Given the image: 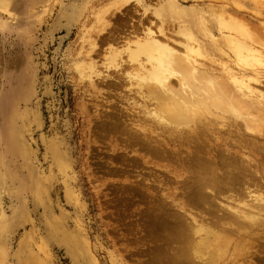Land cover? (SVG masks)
<instances>
[{
	"label": "rangeland",
	"instance_id": "1",
	"mask_svg": "<svg viewBox=\"0 0 264 264\" xmlns=\"http://www.w3.org/2000/svg\"><path fill=\"white\" fill-rule=\"evenodd\" d=\"M179 31L219 62L208 61L213 71L264 94V0H0V264H172L186 243L152 213L164 200L189 202L178 182L198 167L193 153L208 162L232 140L219 118L231 112L205 115L213 135L200 123L202 133L170 138L126 77L132 63L109 50L149 32L180 50ZM140 128L169 137L157 156L131 140ZM166 179L175 197L161 199ZM236 227L222 231L233 241L223 253L264 264V228ZM236 241L246 243L233 255Z\"/></svg>",
	"mask_w": 264,
	"mask_h": 264
},
{
	"label": "bare ground",
	"instance_id": "2",
	"mask_svg": "<svg viewBox=\"0 0 264 264\" xmlns=\"http://www.w3.org/2000/svg\"><path fill=\"white\" fill-rule=\"evenodd\" d=\"M178 28H180V26ZM234 28L238 29L236 26ZM237 32L241 33L244 31L238 30ZM179 33L184 38L187 36L188 39V41L185 39V42H182L184 49H182V47L180 50H175L171 46L172 44L169 45L165 40H157V38L149 32L142 36H134L118 49L109 50L110 54L114 56L125 55L126 60L132 63L130 64L132 66L129 67L131 68L130 71L126 73L129 77H126L130 79V84L135 86L134 89L136 93L138 92L143 96L145 95L150 101L152 100V109L150 108L149 116L153 118V121L156 118V122H153L155 127L157 125H160V127L162 126L164 128L162 132H166L167 136L172 137L178 135L180 137L183 136V134L197 135L203 126L206 132L209 131L213 135L215 131H213V128L211 130L210 127L213 120L211 122L209 116L216 113L215 109L217 111L219 110L218 113L233 112L232 115L234 116L229 113L231 118H241L242 120H239L240 122L236 119L232 121L229 119L230 117H226V120L225 115L219 116V118L224 120L220 121L223 123L222 126H224L225 123L224 129L228 131L225 132L234 136H232V140L222 141L224 149L218 152L215 158L212 159L210 156H207V160L213 162L214 165L209 163V161H202L200 157L195 156V153H193L192 159L196 158L198 161L196 165H198V167L194 168L192 171L190 170V175L188 174L187 178H183L185 181L181 183L178 182L183 188L187 189L186 196L190 204L189 202L184 203L185 206L183 203L181 204L180 201L175 202L172 200L171 202L164 200L167 199V197H175L176 186H171V182L168 179H166L167 181L165 180V182L161 180L162 183L160 184H166V186L171 187H163L165 190L162 189V192L159 191L161 193V199L162 197L164 198V203L157 207V210L152 213V217H154L153 219L159 222L160 225L167 229H171L174 238L180 242L179 244H181L182 241V243H186L185 246H180L177 243L179 246L176 247L173 255H169L170 258H165L164 260L171 259L172 264H247L246 261L242 259H240L242 261L231 260L230 258L232 256L229 257L230 255L228 256L223 253V249L225 251L227 247H231L233 241L230 236L224 239L229 233L226 234L222 231L228 228L231 229L233 225L237 226V230L239 228L242 232L247 228H249V231L256 228H264V128L261 125L262 121L264 123V111L254 103L256 100L264 107V94L255 92L254 89L250 88V83L241 77H231L233 78L231 79L225 74L223 69H217L219 72L213 71L212 69H216L215 67L217 66H214L212 63L209 64V62H219L212 57L207 58L205 55L206 52H202L201 48L199 49L195 43L194 45L189 43L192 41H189L190 37L188 38L185 31H179ZM231 42L235 43V41ZM210 65L213 66L211 70L209 68ZM172 77H175V80L174 78L171 79ZM172 80H174V82H172ZM206 114H209V116L207 115L209 121L204 120V125L202 123L203 119L207 118V116L205 118ZM143 123L144 125L146 124L145 122L141 124ZM200 123L203 125L202 127L199 125ZM214 123L217 127L215 121ZM135 127L137 128V126ZM153 128L148 129L149 131L146 130L147 128H140L142 130V135L139 134L140 131L135 129L132 133L133 138L131 140L141 139L143 142L142 145L147 149H145L146 152L149 151L150 154L156 155L159 153V146L167 144L169 137H167V140H165V138H158V140L152 134L155 131H153ZM221 130L222 129H220V131ZM202 132L201 130V133ZM166 134H164L165 137ZM203 136L204 135H202V137ZM235 136L236 138L233 139ZM214 137L218 139L219 135ZM229 142L237 146V149H234V147V150L230 148L227 145ZM140 145L141 144L138 146ZM197 151L199 150L197 149L195 152ZM189 158L191 159V157ZM217 164H219L221 168H225H222L223 170H218L219 166ZM167 171L169 172L170 168ZM170 174H173L175 178L183 176V172L177 173L174 170H171ZM220 195L233 201V203L231 205L223 204L217 199ZM248 197L252 199L253 205L250 203V199L248 200ZM254 201L257 203L256 205H254ZM188 206L192 209L189 210ZM176 209L178 211L182 210L184 214H180ZM254 211L256 212L255 214H253ZM201 213H203V215ZM219 231H221L222 234H219ZM241 231L238 233H241ZM256 234H254V236ZM243 243L244 242L236 243V248L234 247L235 253L233 255H236L237 251L242 249ZM173 246L175 247V245ZM169 252H171V250ZM160 259H162V257ZM217 259H219V261ZM249 264H253V262H249Z\"/></svg>",
	"mask_w": 264,
	"mask_h": 264
}]
</instances>
